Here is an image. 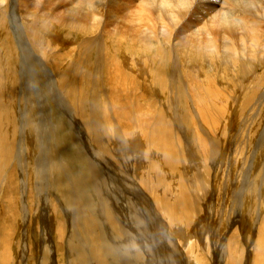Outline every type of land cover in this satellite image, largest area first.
<instances>
[{"label":"bare ground","instance_id":"obj_1","mask_svg":"<svg viewBox=\"0 0 264 264\" xmlns=\"http://www.w3.org/2000/svg\"><path fill=\"white\" fill-rule=\"evenodd\" d=\"M136 1L138 0H24V3L25 2L28 3V4L27 3L24 4L22 0H18V2L23 3V8L25 7L27 9L28 15L30 14L35 16L32 18H34L36 22H33L32 24L29 22L27 23L29 29L28 28L26 29L30 37L27 36V34L24 31L25 28L22 27L23 25H21L22 18H19L20 12H17L20 11L17 7L18 6L17 0H12L11 7L9 9L8 21L13 33L14 44L16 45L17 50L21 54L23 67H25V69L27 70L26 74L28 73L31 76V77L29 76V80L34 82V83L31 82L32 85L35 84L36 82H38V84L40 83L44 84L49 88V91L52 93V95L56 96L55 99L56 98L57 99L54 102L56 103L57 108L63 109L64 112L66 113L65 115H67L69 119L68 121L71 124L70 126L72 129L69 127L67 128H69L72 137H73L72 132H76V131L77 133L82 132L81 130H84V126L82 123H81L82 125H80L79 124L80 122H77L76 116L71 114L70 110L67 107V103L76 104V108L78 107V110H80L79 113L80 115L77 118L81 119L82 122H84L85 124H88L89 131L91 134L89 137L88 135H85L87 133L86 132L84 136L83 135L84 132H82V138L84 140L86 150L80 147L81 141L75 139L76 137L74 136L75 145H77V147L79 145V147L77 148L79 149L77 153L83 165L82 173L81 174H79L80 172L77 173L80 175V178L78 177L80 181L79 182L80 186L81 188H83L84 186L85 188L86 186H90V188L92 189V191L89 189L91 191L89 193L91 194L88 193L89 202L88 203L86 202L88 204L87 208L89 207L90 209L89 221L87 222L84 221L85 219L84 216L86 215H84L85 210L83 209L81 204L84 203L83 201L77 202L75 200L76 201L74 203L75 205L69 209L68 208L64 209V206L62 204H59L60 207L61 206L63 207L67 219L64 222L62 220L60 221L61 222L60 225L62 224L61 227L63 228V230L61 232H57L56 231L57 226L55 225L57 222L56 223L54 222L55 221L54 217L56 214H54V217H52V214L54 213V211H56V206L55 204L52 203V200L50 199V196L52 194L53 195L57 194L56 193L57 183H55L54 174L56 173L60 174V172L62 173L64 172L65 174L66 173L69 174L68 175L69 177L71 175L70 171H67L65 169H57L56 165L52 166L54 160H51L50 157H49L51 160L50 162L52 163L51 164L49 163L50 164L49 166L46 162V159L45 160L43 159L44 162L42 167L40 168L41 169L40 171L38 172L36 171L37 170L36 166L35 168H33L37 173L36 180L38 182L34 186L35 192H38L39 197L43 198L40 196L41 195L40 193L43 192V188L40 182L41 183L43 182L42 183L43 187H45L46 190L45 192L47 193L46 195L47 201L44 198L46 201L43 206L44 208L40 209L41 213L37 217L40 218L42 222L44 220L43 225L45 226L43 227L44 228L47 227L46 230L43 229L44 232L46 231L47 234L50 235H53L54 233L57 232L58 240L60 242L65 241L64 243L66 247L67 257L71 261L70 264H77L78 262L77 259L82 261V263L84 264H150L151 262H153L150 258V255L149 256L146 255V252L149 254V252L147 251L148 245H145L144 242H140V243L138 242L140 240L139 238L141 237L139 238L135 237L136 230L131 226L132 224L130 225V222L128 223L127 219L120 220L119 216L117 215L119 211H117L116 209L118 210L122 209L125 212H127V214L128 212H130L131 215L130 218H133L135 220L136 219L140 220V216L143 215V213L145 212L148 215H152L151 219L152 221H155L156 219L154 220V217L156 214H154V211L156 210L157 212L161 213L164 216L163 218H165L168 221L166 222L169 224L168 225H163L164 223L160 224V227L158 229L156 228L157 233L158 234L161 233L162 236H165V238H167L170 241V243H168V247L170 244L172 248H176L175 247V238H176L177 242L180 245L181 253L184 252L185 255L187 254V256H190V259L193 261L194 264H196L197 259L195 257V254L194 255L191 254L190 251L191 246L195 242L194 239L186 238L184 232H182L180 229H179L180 231L178 232L174 231V229H178V227L176 226H178L179 223H181L182 220L181 217H183L187 222L188 219H190L188 218L190 217L189 209L191 207L190 206L191 204L188 200V193L190 191L188 190L189 192H187L186 190L185 192L184 191L181 192L177 190V196L182 200V204H184L187 209L183 208L182 205L180 204H170L168 202L169 198L166 195V193L168 194V190H166L167 185L165 180H167L166 175L168 176L170 175L168 171L171 170L172 173L175 174L176 168L174 166H176V163L177 165L179 164L181 170L182 169L186 170L187 168L186 163H183L184 160L182 156L184 153L181 151L180 154L176 153V149L178 147L177 145H175L176 142L172 140L173 136L184 133V130H187V128L185 129L184 125L182 124L184 123L183 115L181 113L182 108L180 103V98L182 96L178 94L179 93L178 89L177 92L175 90L176 88L180 89L181 85L183 84H185V86L189 88L188 94L189 95L191 94V96L184 100V101L187 100L188 103L189 101H191L193 105V109H191V107L184 108V110L190 115L189 117L191 120L190 123H192L189 132H191L194 135L201 134L202 136V137L200 136L202 142L200 141L196 142L193 139L192 142L196 144L199 150L203 151L204 155L208 156L211 154V157L215 162L214 165L215 167L218 164V162L214 160V147H218L219 152L222 154L224 148L225 149L228 148L229 149L228 153H229L232 150V148H235L234 143L237 144L233 140V135H232L234 133L233 128L232 127L229 128L231 132H228L229 136L231 134L230 136V138L232 137L231 140H229L230 138L229 136H227V140L224 142L222 141L223 138L225 139L226 134H228L227 130L229 131V129L226 130V128L228 127L226 121L224 125L225 127L226 126L227 127L225 129L222 127V129H224L223 130L224 132L221 135L222 137L220 138V140L207 139L209 135L207 134L208 135L207 136L205 134L207 136L205 137L204 131L200 125L201 124L202 126L207 125L209 130L211 131V134L213 135L212 137L215 136L212 131V127L206 122L207 120H209L206 117V115L210 116L211 112L206 111V114L204 113L203 115L201 110L194 103L196 100L200 99L205 102L207 107L211 106L215 112L217 111L220 114L225 113L228 104L226 101L221 102L220 100L222 99V97H226V96L223 94V90L219 89L218 87L220 88L225 87L226 89L225 88L224 89L228 90L227 87L230 88V86H227L226 82L223 83L221 81L222 77L219 76V71H221V67H223L224 65L228 66L232 71V73L234 72L233 73L234 81H232L233 83L230 84L238 83L236 84L237 88H239L240 92L241 91L243 92L241 95L239 93L240 96L238 98L240 99L241 96L245 93L243 87L246 86L245 84L248 81L249 82L247 86L252 83L251 80L253 79L251 78L255 74L253 72H251L250 74L251 70L249 71L247 68L252 66V64L255 65L257 63H261V64L264 63V0H140L139 3L134 4ZM5 2L6 0H2V1L0 0V6H3ZM126 4H130V5L125 7ZM42 6L44 7L43 9H41ZM107 7L110 17L122 18L123 16L126 15L130 17L131 23L134 24H137V17L140 18L138 28L135 31H133L131 35L126 34L124 32H118L116 26H110L107 22V17H106ZM53 28L58 30L64 29L62 30L63 33L61 34H59L60 31L58 30L55 31L58 37L65 36V34H67L69 37L75 36L77 37V39L84 38L82 39L84 41L81 42V44L74 43V45L72 43L68 45H65L64 43H58L60 44V46H58L55 45L58 40H55V37L51 36L49 44L46 45V43L44 44L43 42V40L45 39L44 37L46 35V33L44 32L47 31V34L48 32L50 34V32L54 31L52 30ZM62 38H67V37H62ZM31 40L34 41L35 47L37 48L35 49V51L32 50L29 45V43L32 42ZM61 48L63 50H61ZM36 50H38L40 54L42 53L45 56H48V54L51 53H52L51 55H53L59 52L60 54L57 56H53V58H58V61L60 60V62L65 61L68 57L70 59V56L72 54H75L76 56L75 57L74 55L72 56L74 57L72 63L68 66L67 70L62 72L63 74L61 76H58L56 71L59 68L60 64L57 67L53 63L54 66L57 67L56 69H54V66L49 64L50 59L48 60L47 57H44L42 61L37 55H35ZM51 50L52 52L50 53L49 51ZM127 53L129 55L133 53L155 54L156 57L160 58L158 61L156 59L153 61L149 59L151 70L155 69L153 76L151 75V72L148 70L149 68H144V66H141L142 63L145 64L144 61L140 64L139 63L140 61L139 62L137 61L138 58L134 57L133 55H131L129 59V55H126ZM119 54H122L124 58L123 60L126 61V63L124 62L125 64L124 63L121 64L119 62ZM185 55L187 56L183 57ZM84 56H88V59L92 60L89 61L90 63L94 62L95 57L97 58L95 61L96 66L94 67L95 69L93 70L94 72H92L94 89H93V93L91 94L93 97L92 98L93 104L90 112L93 117L86 120L83 119V115H85V113L81 108L85 103V98H83L82 96L80 98H77L74 93V89H72L71 87L72 85L81 88L84 86V69L82 67L83 69L82 71L80 68L83 65L82 63L79 64V62L81 61V59H83ZM84 58L86 59V57ZM89 62L88 60H86V63L84 62L85 63L84 66L86 67V65H90ZM46 64H48L50 67ZM136 65H138V69L136 71L133 70L134 72L131 71L130 68ZM141 67L143 68V70ZM201 67H204L203 71L201 70L202 69ZM85 70L86 72H88L89 67L87 66V69ZM176 70H178V73H180L184 82L181 80V77L179 75L177 76ZM188 71L190 72L194 71L195 74V76H193L194 80L189 75ZM204 71H208V72L203 73ZM174 73L176 74V77ZM201 73H203V75ZM248 74L250 75L247 77ZM40 76H42L44 80L41 79ZM240 77L243 79H240ZM26 78L28 77L26 76ZM254 80L257 81L256 76ZM149 82L151 83V88L153 90L149 89L150 88ZM31 83L28 82V84ZM101 83L103 84V86ZM168 86H169V92H168ZM64 88L67 91L64 93L63 96H61V92L64 91ZM247 89L249 90V88ZM141 90H142L141 96L134 97V95H137V93ZM103 91H105V93L108 95L110 104H108L107 97L105 93L103 94ZM252 93H254L256 96L258 94V90L257 92L252 91ZM155 94H159L161 98V101H159L160 104H158L159 102H156V100L155 102H151V100H153L152 96H154ZM247 94L248 93H246L244 97H247ZM35 96H37L38 100L40 101L39 103L41 104L42 99L41 97L39 98V96L41 95L37 92ZM232 99H234V97H232ZM145 100H150L149 103H151V105L146 107L144 106L145 103L144 105H142L141 101H145ZM22 101L24 100L22 99ZM262 101L263 99H260L258 101V104L261 103ZM229 102L230 104H234L235 106L238 103V100L236 101V103L234 101H229ZM4 104L5 103H3V105ZM258 104H256V106ZM153 108L159 109L158 117L156 113L157 118H151L149 116L150 113L149 111ZM40 110L42 111L40 112ZM40 110L39 113L42 116L43 109ZM29 111L30 110H27V114ZM166 112L168 113V116H166L165 119L162 116ZM145 116H148V118H144ZM88 117L90 116L88 115ZM102 118H104V121L103 122L99 121ZM113 118L117 119L116 120L117 123H115V119ZM31 119H29V121H31ZM226 119L227 118H225V120ZM217 120L220 122L219 123V127H220L221 124H223L222 122L224 121L223 120L220 121L219 117H217ZM60 122L62 123V121ZM199 122L201 124H199ZM232 122L234 123V119L232 120ZM57 123L59 124L58 121ZM103 125L107 129H110L111 134L105 133ZM215 125H217L216 122ZM27 126H29V124ZM4 137H7L6 133H4L3 135L0 126V174H2V176L0 177V207H2L3 209V211L1 210L2 213L6 211L8 215H12L13 217H15L13 204L11 203V201H8L7 199L9 198L8 195L12 193V191H16L17 188H15L14 186L15 178H13V176L10 175V179H8L9 173L6 174L7 173L6 171H8L10 166L13 167V164L12 165L9 164L10 166H7L5 169L6 165H4V161L2 160L4 156L3 155ZM141 137H142V141H140L142 142L141 146L145 150L142 151V149L139 147L141 149L139 150L141 151V155L139 156L135 151H137L136 147L139 145L138 140ZM209 137H211V135ZM35 138L37 139V137ZM66 139L68 138L66 137L65 140ZM263 139L264 136H262L261 140ZM126 140H130V143L128 145ZM261 140L259 139V142ZM67 142L69 143V140H67ZM216 142H218V145H216ZM228 142H230L229 143L230 146L226 145ZM263 142L261 141L259 144H257L256 146L257 148L255 149V152H260L262 150L261 147L263 146ZM73 143L71 145L69 143V145L72 146ZM7 144L8 143H6V145ZM20 144H21V140L20 142L18 141L17 143L19 149H21ZM187 144L190 145V142H187ZM7 147H9V144ZM153 149L159 152L158 157L161 160L154 162L151 161L150 157L152 156V154L150 155L151 152L150 150ZM13 150L14 149L12 148L11 151L12 156L6 155V158L8 159L7 164L11 163L13 159H14L13 161H16L17 159L15 158ZM72 150L70 151L72 152ZM255 152H254V158L251 159L252 162H254L255 157H257ZM152 153H154V151H152ZM16 156L20 158L21 153L19 152ZM44 156L46 158L45 154ZM195 156L196 155L194 154L190 155V157L192 158V162L198 166L197 158ZM228 156L226 157L221 156L220 162H223V160ZM59 159H61V157ZM114 159L118 161V163L120 164V168L113 162ZM153 159L154 158H152V160ZM130 162L132 163L130 164ZM206 165L208 166V164ZM65 167L66 166H64V168ZM203 170H207V169H203ZM86 175H90L91 178L93 177L95 182L92 183V182L81 181V180L91 179V178H86ZM170 176H169L170 178L169 183L171 182V180H174L175 183L179 181L176 177L174 176L170 177ZM133 178L137 182H139L138 186H135L133 184L134 182L133 183L130 182L132 181ZM183 178H185V180L187 181H190L191 179L190 176L186 175L185 173ZM161 181L165 182V186H161ZM74 182L72 180V192L78 193L77 187L73 185ZM193 183L194 186L198 184L197 176H193ZM23 186L25 187V182H23ZM139 186H142L144 190L147 192L145 193L146 196L144 194L145 191L143 192V190L139 189ZM65 187L68 186L66 185ZM177 187L178 184H175L173 190L176 189ZM188 187H190L189 183H188ZM68 189L71 188L69 187ZM66 192L67 194L69 193L68 190H66ZM194 192L195 193L199 192V188L195 187ZM191 193L193 196H195L193 192ZM147 194L149 195V197L147 196ZM62 196H65V194ZM70 196L72 197L73 195ZM66 198H68V195ZM57 200L59 202V197L57 198ZM62 200H64V197L62 198ZM71 202L73 204L74 201ZM51 204L53 206H51ZM141 206H143L142 210H140ZM202 206L203 205L200 206V213ZM164 207H166V209H164ZM139 210L141 211V213ZM98 212L102 214V218L104 217L106 222L110 225L112 231L111 235L109 234V232L107 233V230L104 227L105 222L103 223L101 218L100 219L98 217L96 218ZM23 216L25 219V215ZM206 219L210 220V217L206 216ZM73 220L75 221V223H73ZM161 221H162V217H161ZM204 221L205 219L203 218L200 222L196 223L198 224V226L196 225L197 227H195V229L197 228V232L193 231L194 238H196L195 240L198 241L200 240L198 237V231L200 230L199 229L200 224H202ZM74 224H76L77 228H75ZM182 224L184 226L187 225L186 222H182ZM72 228L74 229V231L76 229L82 230L83 235L86 239V244H88V247L84 246L83 243L78 238L73 236L75 234H73ZM160 229L161 232H159ZM202 230L205 229L201 227V231ZM258 230H259V234L257 233L258 238L256 244L260 242L264 244V223L259 226ZM170 231H172L174 234H172ZM201 231L199 235L201 237L200 248L206 252V255L214 259L216 257L214 254L217 252L215 250L216 249L215 242L213 241L214 244L210 243V241L208 242L206 236H203ZM204 233L207 234V232L205 231ZM46 236H44L45 240H46ZM135 242H137V244ZM195 243L194 246L198 250ZM49 248L50 247L46 245L44 246L43 249H41L43 250V252H45L44 249L48 251V255H47L49 259V260L47 259L48 263L49 261L54 260L53 259L54 255L52 256V252L54 251H51L50 253ZM142 249H144L145 252L144 255L142 253ZM78 251L80 252V256L78 255ZM118 253L121 254L120 259L118 258ZM197 255L201 257L200 254ZM177 262L174 263L176 264Z\"/></svg>","mask_w":264,"mask_h":264},{"label":"rangeland","instance_id":"obj_2","mask_svg":"<svg viewBox=\"0 0 264 264\" xmlns=\"http://www.w3.org/2000/svg\"><path fill=\"white\" fill-rule=\"evenodd\" d=\"M139 1L140 0L136 1L134 4L139 3ZM22 2L24 3V0H22ZM22 2H18V0H17V5H18L17 7L20 10L17 12H20L19 18H22L21 25H23L22 27L25 28L24 31L27 34V36L30 37V35L26 29V28L29 29V27L27 26V23L29 22L32 24L33 22H36V20H34V18H32L35 16L30 15V14L28 15V11L25 7L23 8ZM11 3H12V0H6V2L3 4V6H0V8H1L0 9V16H1V18H0V21H1L0 22V24H1L0 25V67H2V68H0V85H1L0 86V126H1V129L3 132V135H4V133H6V136H7V137H4V141H3V155L4 156H3L2 160L4 161V165H6L5 169L7 166H10L13 164V167L10 166L8 171H6L7 172L6 174L9 173L8 179H10V175H12L13 178H15V185L14 186H15V188H17V190L12 191V193H10L8 195L9 198L7 199L8 201H11V203L13 204L15 217H13L12 215H8L6 211H4L5 213L4 212L2 213L3 209H2V207H0V230H2V231H0V255H1L0 256V264H44V262H45V264H70L71 261L67 257L66 247H65V243H64L65 241L60 242L57 238V232H61L63 230V228L61 227L62 224L60 225V223H61L60 221L62 220L64 222L67 219L66 215L64 213L63 207L62 206L60 207L59 204H62L64 206V209H67V208L69 209L75 205L74 203L76 201L77 202L83 201L84 203H81V204H82L83 209L85 210L84 215H86V216H84V218H85L84 221L87 222L90 220V209H89V207L87 208V206H88L87 203L89 202L88 201L89 200L88 199V196H89L88 193L91 192L92 189L90 188V186H86V188H85V186L84 187L82 186L83 188H81V186H80V183H79L80 181H79L78 177L80 178L79 174L82 173L83 165H82V162H81V160L78 156V153H77L79 150V149H77L79 147V145H78V147H77V145H75L74 136L76 137L75 139L81 141L80 147H82L84 150H86V146H85L84 140L82 138V132H84L83 135L87 132L85 135H88L89 137L91 134L89 131L88 124H85L84 122H82L81 119L77 118L80 115L79 114L80 110H78V107L76 108V104H70V103L68 104L67 103V107L70 110L71 114L75 115L77 122H80L79 124L80 125L83 124V126H84V130H81L82 132H78V133H77V131L72 132V135H73V137H72L70 130H69V128H71V126H70L71 124L68 121L69 119H68L67 115H65L66 113L64 112L63 109L57 108V105L54 102L57 99V98L55 99L56 96L55 95L53 96L52 93L49 91V88L44 84H41V83L38 84V82H36L35 84L32 85V83H34V82L29 80L30 75L28 73L26 74L27 70L25 69V67H23L22 57H21L20 52L17 50L16 45L14 44L13 33H12V30H11V27H10V24L8 21V14H9V9L11 7ZM26 3L27 2H25L24 4H26ZM129 5L130 4H126L125 7H127ZM131 5H133V4H131ZM43 8L44 7L42 6L41 9H43ZM40 12H43V11H40ZM106 17H107V22L110 26H116L118 32H124V33L129 34V35H131L132 32L138 28L139 20H140V18L137 17V24H134V23H131L130 17L126 16V15L123 16L122 18L110 17L108 7L106 8ZM89 26H91V25H89ZM54 28L52 29L54 31L50 32V34H49V32L47 34V31L44 32L47 35V38H46V35H45V37L43 36L45 38L43 40L44 44L45 43H46V45L49 44L51 36L55 37V40H58L57 43L55 42L56 43L55 45H58V46H60V44H58V43H64L65 45L72 43L74 45V43L81 44V42L84 41V40H82L84 38H82V39L78 38L77 39V37H75V36L69 37L65 33H64L65 36H61V37L59 36L58 37L57 33L55 32L58 29H54ZM62 30H64V29H62ZM62 30H58V31H60L59 34L63 33ZM62 37H67L68 39L62 38ZM78 40L80 41V43ZM59 41H61V42H59ZM29 45H30L32 50L35 51V49H37L35 47L34 41L30 42ZM52 48H53V46H52ZM61 50H63V49L61 48ZM56 51H58V50H56ZM49 52L51 53L52 50ZM7 53H8V55H7ZM39 54L40 53L38 52V50H36L35 55H37L41 60L44 59V57H47L48 60L50 59L49 64H51L52 66H54V64H55V66L58 67V65L60 64L57 71L55 70L56 73L58 74V76H61L63 74L62 72L67 70L68 66L72 63V61L74 60V57L76 56L75 54H72L70 56V59L68 57L66 59L67 61L65 60L63 62L62 61L60 62V60L58 61V58H53V56L59 55L60 54L59 52L55 53L53 55H51L52 53L48 54V56H45L42 53L40 55ZM73 55H74V57H72ZM126 55H129V54L127 53ZM131 55L138 58L137 61L138 62L140 61L139 62L140 64L144 61L145 64L142 63L141 66H144V68H149L148 70L151 72V75L153 76L155 69L151 70V67L149 64L150 63L149 59L151 61H153L155 59L158 61L160 58L156 57L155 54H145V53L144 54H138V53L134 54L133 53V54L129 55V59H130ZM186 56L187 55H185L183 57H186ZM84 57H86V59ZM84 57H83V59H81L80 62L78 61L79 64L82 63V65H83V66H81L80 69L82 71L84 69V86L81 88V87H78V86L75 87L74 85H72L71 87H72V89H74V93H75L77 98H80L81 96L83 98H85V103H84L85 105L83 104V106L81 108L85 113V115H83V119L86 120V119H90L93 117L91 112H90L92 104H93V99H92L93 97L91 94L93 93V89H94L92 72H94L93 70L95 69L94 68L96 66L95 61L97 58L95 57L94 62L90 63L89 61H92V60H89L88 56H84ZM123 59L124 58H123L122 54H119V62L121 64H123L124 62L126 63V61H124ZM141 59H142V61H141ZM86 60H88L90 65H86V67H85L84 64L86 63ZM69 61H70V63H69ZM46 65H48V64H46ZM180 65H181V63H180ZM55 66H54V69L57 68ZM87 66L89 67L88 72H86V70H85V69H87ZM252 66H250L247 69L249 71L251 70L250 74H251V72L255 73L253 75V77L255 78V76H256L257 81L254 80V78L252 77L251 79H253L254 81L251 80L252 83L249 84L248 86H247V84L249 81L245 84L246 86L243 87L245 93L241 96L240 99L238 97L243 92L242 91L240 92L239 88H237L236 84H238V83L230 84V83H233L232 81H234V76H233L234 72L232 73V71L230 70V68L228 66L224 65L223 67H221V71H219V76L222 77L221 81L223 83L226 82L227 86H230V88L227 87L229 91L225 90L226 89L225 87H221V88L218 87L219 89L223 90V94L226 96V97H222V99L220 100L221 102L226 101L228 104L227 109L225 110V113L220 114L217 111L215 112L211 106L207 107L205 102L200 100V99L196 100L194 103L201 110L203 115H204V113L206 114V111L211 112L210 116L206 115V117L209 119L206 122L212 127V131L215 135L214 137H212L213 135L211 134V131L209 130L208 126L203 125L204 126V128H203L202 124L199 122V124H201L200 126L202 127V129L204 131V135L205 134L206 135L208 134L209 136L211 135V137H209L208 135H207L208 136L207 137L205 135V137H207V139H210V140L218 139V140H220V138L222 137L221 135L224 132L223 130L227 127V126L225 127V125H224L225 121H226V124L228 125L226 130L231 128V127L233 128V132H234L232 134L233 140L237 144L234 143L235 148H232V150L229 153H228L229 149L224 148V151L222 154L219 152L218 147H214V160H216L218 162V164L215 167H214L215 162L213 161L211 154L208 156L204 155L203 151L199 150V148H197L196 144L192 142V139L195 140L196 142H198V141L202 142V139H201L202 136H201V134L194 135L191 132H189L190 128L192 126V123H190L191 122V120L189 118L190 115L184 110V108H186V107L187 108L191 107V109H193V105H192L191 101H189V103L187 102V100L184 101L186 98L191 96V94L190 95L188 94L189 88L187 86H185V84H183V85H181L180 89L176 88V90H175L176 92L179 90L178 94H180L182 96L180 98V103H181V108H182L181 113L183 115V122H184L182 124L184 125L185 129L187 128V130H184V133H181L182 135L177 134V133H179V132H177L176 133L177 137L173 136L172 140L174 142H176L175 145H177V147H178L176 149V153L180 154L181 152H183L185 154V156L183 154L182 157L184 160L183 163H186L187 168H186V170H183V169L181 170L179 164L177 165V163H176V166H174L176 168L175 174H173L171 170L168 171L169 174L171 175V176L169 175L170 177L174 176L179 180L177 183H175L174 180H171V182H170L171 184H170L169 183L170 178L168 175L165 174L166 179H167V180H165L166 185H167L166 190H168V194L166 193V195L169 198L168 202L170 204H180V205H182L183 208H186V206L184 204H182V200L177 196V190H179L181 192H183V191L185 192L186 190H187V192L190 191L188 193V200L191 204V205L189 204L191 206L190 209L188 208L190 211L189 212L190 217H188V218H190V219H188V222H187V221H185V219L183 217H181V219H182L181 223H179V225L176 226V227H178V229H174V231L178 232L181 230L182 232H184V235L186 236V238H188V239L193 238L194 239V241L196 242V243L195 242L194 243L196 244L199 251L195 248L194 243L191 246L190 251H191V254H193V255L195 254V257L198 260V261L196 260V264H198V263L199 264H264V244L261 242L256 244L258 234H259L258 228L260 225H262L264 223V147H263L264 146V142H263L264 139L261 140L262 136H264L263 135L264 134V67H263L264 63L263 64L257 63L255 65L252 64ZM82 67H83V69H82ZM201 68H202L201 70L203 71L204 67H201ZM130 69H131V71H133V70L136 71L138 69V65L131 67ZM142 70H143V68H142ZM255 70H256V72H255ZM188 72H189V75L194 80V77H193V76H195L194 71L193 72L188 71ZM207 72L208 71H204L203 73H207ZM203 73H201V74L203 75ZM176 74H177V76L179 75L181 77L180 73H178V70H176ZM176 74L174 73L175 77H176ZM250 74H248L247 77ZM26 76L28 78H26ZM40 78L43 79L42 76H40ZM240 79H243V78L240 77ZM181 80L184 82L182 77H181ZM28 82H30V83L32 82V83L28 84ZM149 85H150L149 89H152L150 82H149ZM102 86H103V84H102ZM247 88H249V90ZM66 89H67V87H66ZM83 89H84V91H83ZM231 90H233V91H231ZM247 90H248V92H247ZM257 90H258V94L255 96V94L252 93V91L257 92ZM42 91H43V93H42ZM66 91L67 90H65V88H64V91H62L63 93L61 92V96H63ZM37 92L41 95V96H39V98L41 97V99H42L41 104L39 103L40 101L38 100L37 96H35V94H37ZM141 92H142V90L139 91L137 93V95H134V97H140L142 94ZM168 92H169V86H168ZM229 92L231 93V95ZM30 93L31 94L33 93L34 95L32 94V96H31ZM104 93H105V91H103V94ZM234 93H235V95H234ZM239 93H240V95H239ZM246 93H248L247 97H244ZM19 94H21V95H19ZM29 95H30V97H29ZM105 95L107 97L108 104H110L108 95L106 93H105ZM21 96H23V97H21ZM43 96H45V97H43ZM231 96L234 97V99H232ZM249 96H251V97H249ZM22 99L24 101H22ZM152 99L153 100H151V102H155V100H156V102L161 101L159 94H155L154 96H152ZM260 99H263V101L258 104V101ZM237 100H238V103L235 106H234V104H230V102H229V101H234L236 103ZM239 100H240V102H239ZM149 101L150 100L141 101V104L144 105V103H145V105H144L145 107L150 106L151 103H149ZM3 103H5V104L3 105ZM158 104H160V102ZM256 104H258L259 106L258 105L256 106ZM183 105H184V107H183ZM41 106H42V108H41ZM256 107H259V108H256ZM32 108H33V110H32ZM86 108H87V110H86ZM162 108H164V107H162ZM167 108H168V106H167ZM255 108H256V110H255ZM40 109H43V112H42L43 115L42 116L39 113ZM27 110H30L31 112L29 111L27 114ZM41 111L42 110H40V112ZM149 112H150L149 116L151 118H157L158 113H159V109L153 108ZM183 112H186V113H183ZM156 113H157V117H156ZM231 113H232V115H231ZM234 113H235V115H234ZM29 115H31V116H29ZM88 115L90 117H88ZM166 116H168L167 112L162 117L166 119ZM217 117L220 118V121H222V120L224 121V122H222L223 124H221L220 127H219L220 122L217 120ZM144 118H148V116H145ZM225 118H227L228 120L227 119L225 120ZM24 119H25V121H24ZM29 119H31V121H29ZM113 119H115V123H117V121H116L117 119L116 118H113ZM233 119H234V123L232 122ZM57 121L59 122V124L57 123ZM60 121H62V123ZM99 121L103 122L104 118L100 119ZM214 121L216 122L217 125H215ZM90 122H92V121H90ZM227 122L228 123L230 122V123L228 124ZM27 123L29 124V126H27L28 125ZM26 126L28 127V129ZM34 127H35V129H34ZM36 127H37V129H36ZM67 127H69V128H67ZM86 127H87V129H86ZM103 127L105 130V133L111 134L110 129H107L104 125H103ZM188 127H189V129H188ZM222 127L224 129H222ZM228 132H231L230 129H229V131L227 130V133ZM59 135H60V137H59ZM12 136H13V138H12ZM227 136H229V133L226 134L225 139L224 138L222 139L223 142L227 140ZM230 136H231V134H230ZM230 136H229V138H230ZM35 137H37V139ZM66 137L68 139L65 140ZM231 139H232V137L229 140H231ZM259 139L263 142V146H262L263 148L261 147L262 150L260 152H255V149L257 148L256 147L257 144H259L261 142V141L259 142ZM20 140H21V144H20L21 149H19L17 146V143H18V141L20 142ZM67 140H69L70 145L74 142L73 145L70 146L69 143L67 142ZM56 141H57V143H56ZM140 141H142V137L138 140V143H139V145L137 146L138 149L136 147L137 151H135L139 156L141 155V151H139V150H141V149H142V151L145 150L144 148H142V146H141L142 142H140ZM186 141L190 142V145H188ZM126 142L128 145L130 143V140H126ZM246 142H247V144H246ZM6 143L9 144V147H7L8 144L6 145ZM49 143H51V144H49ZM65 143H67V144H65ZM229 143L230 142H228L226 145L230 146ZM216 145H218V142H216ZM48 147H49L50 151L48 150ZM12 148L14 149L13 153L15 155V158H17V159H16V161H13L14 160L13 159L11 161V163L7 164L8 159L6 158V155L12 156V154H11ZM39 150H40V152H39ZM41 150H44V151H41ZM70 150H72V152ZM235 150H237V151H235ZM150 151H151L150 155L152 154V156L150 157L151 161L154 162V161L161 160L158 157L159 152L157 150L153 149ZM152 151H154V153H152ZM185 151L187 154L185 153ZM253 151L256 153V156H257V157H255L254 162L251 161V159L254 158V152ZM19 152L21 153L20 158L21 159L23 158L22 161L18 156H16ZM34 153H36V154H34ZM226 153H227V155H226ZM44 154L46 155V158H45ZM191 154L196 155L195 157L197 158L198 166L192 162V158L190 157ZM62 156H63V158H62ZM221 156H225V157L228 156L229 158L227 157L223 160V162H220ZM49 157L51 158V160H54L53 163L50 162L51 160ZM60 157H61V159H59ZM76 157H77V159H76ZM210 157H211V159H210ZM152 158L157 159V160H154V159L152 160ZM43 159L44 160L46 159L48 166L52 163V166L56 165L57 169H65L67 171H70L71 175L69 177L70 178L72 177L70 179L68 177L69 174H67V173L65 174L64 172H63L64 174L62 172H60V174H57V173L54 174L55 183H57V188H56L57 194L56 195L52 194L50 196V199L52 200V203L55 204V206H56V211H54V213L52 214V217H54V214H56L54 217V219H55L54 222L55 223L57 222L55 224L57 226V230H56L57 232L54 233L53 235L47 234L46 231L45 232L43 231V229L46 230L47 227L44 228L43 227V226H45V225H43L44 220L42 222L41 219L37 217L41 213L40 209L44 208L43 206H44L45 202L47 201V196H46L47 193L45 192L46 191L45 187H43V184H42L43 182L42 183L40 182V184L42 185V188H43V192L40 193L41 194L40 196L43 198L39 197L38 192H35V187H34L36 185V183H38L36 180L37 179L36 171L38 172L41 170L40 168L42 167L43 162H44ZM47 159L49 160V162ZM58 159H59V161H58ZM72 159H73V161H72ZM37 160H39V161H37ZM27 161H29V162H27ZM113 162L120 168V164L118 163L117 160L114 159ZM131 163L132 162H130V164ZM205 163L208 164V166ZM219 163H221V164H219ZM61 164H63V165H61ZM72 164H74V165H72ZM203 165H205V166H203ZM21 166H22V168H21ZM35 166L37 169L36 171H35V169H33V168H35ZM62 166H63V168H62ZM64 166H66V167L64 168ZM171 167H173V166H171ZM203 169H207V170H203ZM71 171H72V173H71ZM141 171H142V169H141ZM194 171H196V172H194ZM78 172H80V173L77 174ZM182 173H183V175H182ZM184 173L186 175L190 176V178H191L190 181H187V180H185V178H183ZM133 175H134V172H133ZM1 176H2V174H0V177ZM193 176H197L198 184L195 186L193 185L194 184L193 183ZM86 178H91V176L86 175ZM212 179H214V180H212ZM72 180H73V182L75 181L73 183V185H75L77 187L78 193L72 192ZM134 180L135 179L133 178L132 181H130V182H132V183L134 182L133 184L135 186H138L139 182H137L136 180L134 181ZM81 181L92 182V183L95 182L93 177L90 180H81ZM23 182H25V187L23 186ZM165 182L161 181V186H165ZM246 182H247V184H246ZM188 183H189L190 187H188ZM214 183H215V185H214ZM65 184L68 187H65L66 186ZM175 184H178V187L173 190V187ZM69 187L71 189H68ZM195 187L199 188V192L197 193V195L194 192ZM142 188H143L142 186H139V189L143 190V192H144L145 190H144V188L143 189ZM169 188H170V191H169ZM30 189H31V191H30ZM66 190H68V192H69L68 194H67ZM244 190H246V191H244ZM173 191H174V193H173ZM44 192H45V194H44ZM191 192H193L195 194V196H193ZM215 192H216V195H215ZM145 193H147V192L145 191L144 194ZM23 194H24V196H23ZM64 194L66 197L68 195V198H66L65 196H62ZM89 194H91V193H89ZM172 194H173V196H172ZM70 195H73L74 197L73 196L71 197ZM145 196H146V194H145ZM147 196L149 197L148 194H147ZM58 197H59V202L57 200ZM63 197H64V200H62ZM38 198H39V200H38ZM44 198L46 199V201ZM84 199H85V201H84ZM191 199L192 200L194 199V200L192 201ZM26 200H27V202H26ZM41 200H43V201H41ZM60 200H61V202H60ZM236 200H238V201H236ZM71 201H74L73 204ZM17 204H18V206H17ZM201 205H203V206L201 207L202 209H201V213H200V206ZM51 206H53V205L51 204ZM18 207H19V209H18ZM140 208L139 209L142 210L143 206H141ZM164 209H166V207H164ZM116 210L119 211L117 215L119 216L120 220L127 219L128 223L130 222V225L132 224L131 226L136 230L135 237L136 238L141 237V238H139L140 240L138 242L139 243L144 242L145 245H148L147 251L149 252V254L146 252V255L147 256L150 255V258L153 261L150 264H175L174 262H177V261L178 262L176 264H194L193 261L190 259V256H187V254L185 255L184 252H182L183 254L181 253L180 245L177 242L176 238H175V247L176 248H172L170 246V244L168 247V243H170V241L167 238H165V236H162L161 233H159V234L157 233V229L160 227V224H163V223H164L163 225L169 224V223H167L168 221L165 218H163L164 216L161 213L157 212L156 210L154 211V214H156L155 217L153 216L154 220L156 219L155 221H152V219H151L152 215H148L145 212L143 213V215L140 216V220H137V219L135 220L133 218H130L131 217L130 212H128V214H127V212H125L122 209H120V210L116 209ZM195 210L197 213L195 212ZM70 213H73V212H70ZM140 213H141V211H140ZM23 215H25V219H24ZM206 216L210 217V220H207ZM97 217L99 219L101 218L103 223L105 222L104 227L107 230V233L109 232V234L111 235L112 231H111L110 225L106 222L104 217L102 218V214H100L98 212L96 215V218ZM161 217H162L163 222L161 221ZM201 218L202 219L204 218L205 221L202 224H200V227H199L200 230L198 231V237L200 240L198 241V240H195L196 238H194L193 231L197 232V228L195 229V227H197L198 224H196V223L200 222L202 220ZM199 219H201V220H199ZM139 221L142 223H140ZM182 222H186L187 225L184 226L182 224ZM73 223H75L74 220H73ZM74 226H75V228H77L76 224H74ZM229 226H232V227H229ZM201 227L205 230L201 231ZM191 228H192V230H191ZM6 229H8V230H6ZM72 230H73V234H75L73 236L78 238L83 243L84 246L88 247V244H86V239L83 235L82 230L76 229L74 231L73 228H72ZM200 231L203 234V236H206V239L208 240V242L209 241H210V243H213V241L215 242V248H216L215 250L217 251L216 252L217 254L216 253L214 254L216 256L214 259H212L210 256L206 255V252L200 248V241H201V237L199 236ZM204 231L207 232V234L204 233ZM159 232H161V229L159 230ZM170 232L172 234H174L172 231H170ZM224 233H225V235H224ZM44 236H46V240H45ZM172 237H173V235H172ZM241 237L242 238L244 237V238L242 239ZM82 240H84L85 242ZM166 242H167V244H166ZM135 243L137 244V242H135ZM197 243H198V245H197ZM46 245H48V247H50L49 248L50 253H51V251H54V252H52V256L54 255V258H53L54 260L49 261V263H48L49 259L47 257L48 251L44 249V251L47 252V253H45V252H43V250H41ZM62 248L65 252L62 250ZM259 249H261V250H259ZM27 250H29V251H27ZM58 250H60V251H58ZM224 250H225V252H224ZM61 252L62 253L64 252L63 255ZM232 252H233V254H232ZM142 253L144 255V253H145L144 249H142ZM197 254H200L201 257H199V255H197ZM248 254H249V256H248ZM42 255H43V257H42ZM78 255L80 256L79 251H78ZM41 258H43V259H41ZM118 258L119 259L121 258L120 253H118ZM200 259H201V261H200ZM77 261H78L77 264H84V263H82V261H80L78 259H77ZM256 261L257 262L260 261V262L257 263ZM56 262H59V263H56ZM79 262H81V263H79Z\"/></svg>","mask_w":264,"mask_h":264},{"label":"crops","instance_id":"obj_3","mask_svg":"<svg viewBox=\"0 0 264 264\" xmlns=\"http://www.w3.org/2000/svg\"><path fill=\"white\" fill-rule=\"evenodd\" d=\"M198 192H196L195 194L197 195Z\"/></svg>","mask_w":264,"mask_h":264}]
</instances>
